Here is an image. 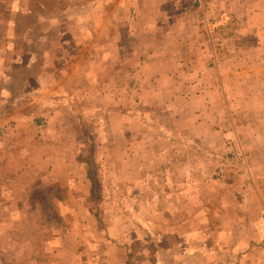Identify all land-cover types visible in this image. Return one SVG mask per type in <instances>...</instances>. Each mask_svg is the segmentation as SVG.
<instances>
[{
	"label": "rangeland",
	"instance_id": "rangeland-1",
	"mask_svg": "<svg viewBox=\"0 0 264 264\" xmlns=\"http://www.w3.org/2000/svg\"><path fill=\"white\" fill-rule=\"evenodd\" d=\"M205 4L206 8L203 0H0V48L14 51H0V147L14 158L20 151L28 152L27 161L18 162L16 181L0 182L6 189L28 188L20 193L23 205L6 233L11 240L3 244L4 264L49 260L62 264V254L55 251L56 238L62 243L59 248L64 246L69 253L66 261L79 264L88 255L97 259L107 240L134 231L133 225L142 223L138 218L145 213L152 223L149 228L158 233L146 198L161 181L155 175L169 167L175 175L169 176L167 185L185 189L189 182L197 191L196 211L184 207L170 218L181 223L174 228L179 235L193 229L197 240L164 242V247L174 246L171 255L181 257L190 248L194 255L201 254L191 259L193 264H208L203 252L210 250L211 257L222 256V264H233L234 254L220 252L228 245L222 242L229 237L226 227L237 236H251L256 229L264 237V205L256 212L241 206L250 200L241 193L253 189V174L262 183L264 200V146L249 145L252 139L231 129L230 112L244 118L234 108L232 93L242 85L232 79L236 73L226 74L236 69L257 74V64L250 59L256 55L252 47L258 35L243 16L241 0ZM14 53L21 54L20 59ZM243 60L248 63L243 65ZM36 73H41V80L32 78ZM221 77L227 94L221 93ZM202 89L222 108L208 115L209 122L224 113L223 120L230 124L231 134L221 144L215 133L185 134L175 123L177 118L189 130L184 112L177 114L186 102L180 94ZM33 93H40L42 105L53 110L46 123L51 131L42 127L37 132L49 141L42 147H13L14 108L31 102L27 106L31 109L41 103ZM142 93L148 98L146 104L141 102ZM247 131L251 133V128ZM239 150L245 162L237 157ZM160 154L167 157L166 167ZM143 169L149 172L142 178L145 184L138 177L132 182ZM65 196L70 205L83 199L85 231L62 225L65 213L68 221L74 215L60 209ZM3 198L5 203L7 197ZM241 211L248 215V224L233 225ZM0 214L5 220L11 218L6 210L0 209ZM185 215L195 219L194 227L182 224ZM257 219L260 227L255 225ZM85 234L93 248L80 241ZM243 244L239 243V250L235 242L231 247V252L243 251L237 264H264V240ZM168 260L164 264H180Z\"/></svg>",
	"mask_w": 264,
	"mask_h": 264
},
{
	"label": "crops",
	"instance_id": "crops-1",
	"mask_svg": "<svg viewBox=\"0 0 264 264\" xmlns=\"http://www.w3.org/2000/svg\"><path fill=\"white\" fill-rule=\"evenodd\" d=\"M177 2H181L182 0H176ZM184 1V0H183ZM190 2H196V0H185ZM208 1L212 0H203L204 7L206 8V4ZM223 1V0H219ZM244 2V8L242 9L243 16H245L247 24L253 28L256 29L257 39L253 45V49L256 51L255 57H251L250 61L257 64V74L249 75V70L244 71V73H241L242 71L239 69H236L235 71H226V74L229 73H236L232 75V79H234V82L236 84V87H240L238 89H234L232 93H234V99H235V105L234 108L236 111L241 110V112H238L239 115L244 117L243 119H238L234 117V113L230 112L232 115V126L231 129L233 131L239 132L240 136H242L244 139H252L250 140L249 145L253 144H263L259 147L264 146V0H241ZM179 9V6L177 7ZM181 15V14H180ZM182 16V15H181ZM2 40V39H1ZM4 40V39H3ZM11 45V43H10ZM3 46V43H2ZM10 48V47H9ZM0 48L1 53H4L6 50L13 54L14 51L12 49ZM16 56L19 55V59L21 57V54H16ZM35 61V60H34ZM33 61V62H34ZM248 62L246 60H243V65H246ZM46 67V66H45ZM34 80H41V73L39 74H33L32 75ZM241 80V82H240ZM223 79L221 77L220 82V89L221 93H229V91L225 88H223ZM46 94V93H43ZM52 95L54 93H51ZM184 96L182 97V95ZM33 95H38L35 98H39L41 102V94L40 93H33ZM208 93H203V89L200 91V93H181V98H186V102L183 104L184 106H180L177 109V114L183 113L182 115L184 117H187L189 119V130L182 126V124L179 123L178 119H175V123L178 124L177 128L182 130L185 134L189 132L193 133L196 131H200L203 133V131L208 133H215V135H218L220 144L223 142L222 139H225L230 133V127L227 121L223 120L224 113L220 114V117L215 116L214 122H209L208 115L214 112H218L222 108H218L210 99H208ZM227 96V95H226ZM146 93L141 94V102L146 104L147 101ZM53 101V100H52ZM45 102V100H44ZM184 102V101H183ZM194 103H199V107L195 106ZM31 102H29L27 105H20L14 108V116L12 118L15 119L14 122V131H15V141H13L12 146L17 147L19 144L21 146H34L36 144H39L41 147L44 143H46L48 140L45 139L43 135H40L37 132L42 131V127L46 131V129L51 131L53 127H48L46 124L48 120H50V117L53 115L52 111L46 109L41 103L35 104L31 109L27 107ZM53 104V102H51ZM40 105V106H39ZM35 107H37V110H35ZM227 108H230V106H227ZM179 112V113H178ZM180 119V118H179ZM240 121L242 125L240 124ZM251 123V124H250ZM251 128V133H249L247 130ZM195 136V133H193ZM253 136V137H252ZM19 139V141H17ZM257 140V141H253ZM258 140H261L259 142ZM0 146H2L0 144ZM3 148L0 147V182L3 181H10L11 183L15 182L17 178V170L21 169V167H18V162L21 163L22 161H27L25 157H27V153L25 151H20L17 156L14 158L13 153L9 152H3ZM41 154V153H40ZM42 157V156H41ZM166 156L164 154L159 155L160 162H164L162 167H166ZM189 167V166H188ZM10 172V173H9ZM159 172V171H158ZM149 172L146 169H143L138 172L137 175L133 176L134 178L131 179L132 182L136 181L137 177L141 179L140 181L145 184V181L142 180L144 177H148ZM169 174V175H168ZM186 174H190V170H187ZM175 175V169L173 167H169V170L167 168H162L160 170V175L158 173L155 175L157 178L160 177L161 181L158 183V188H156L153 192H151L150 196L146 198V207L152 208L153 211V219H154V225L158 227L156 229L158 233H155L151 228H149V224H152L148 215L145 213V216H141L138 219H141L143 222L139 224H134V231L130 230L127 232H123L122 234H119L116 239L111 238L110 240H107V247L105 249V252L101 253L97 259L94 257H91V255L86 256L81 260V262H78L79 264H164L165 260L171 259L173 263H182V264H193L191 262V259L199 258L201 254H195L194 251H192L190 248L187 250V253H185L183 256L179 257L176 255H171V251L173 248L169 245L168 247H171V250L168 249V247H164V242H173L176 241V243H193L195 240H197V237L193 236V229L191 231L187 229V232L185 234L179 235L177 231L174 229L175 227H179L181 223H179L176 219H170L171 215L178 216L179 210H183L184 207L187 209L188 212L196 211L195 204L193 203L196 200L195 195H197L196 188H192V185H190L189 182H186L188 185L187 187L178 189L174 187L171 184L170 186L167 185V181H170V177L174 178ZM170 176V177H169ZM252 178V188L249 189L247 187L246 190H243V193L241 195H245L243 198L250 197V200H247L245 203H243L241 206L244 208V210H251L253 212H256L258 210V207L260 205H264V200L261 197V191L262 183L259 182L258 178L253 174ZM25 186H15L13 188H3L0 187V209L6 210L8 212H11V218L10 219H3L2 214H0V255L3 250V244L7 240H11V237L6 234L8 233V230L13 227L16 220L13 219V215L15 214V211L20 209L23 205L22 203V197L21 194L22 190ZM28 188L25 187V190ZM141 189V187H140ZM184 189V191H183ZM91 193V190L89 191V194ZM247 194V195H246ZM3 196L7 197V201L3 202ZM194 199V200H193ZM151 200V201H149ZM190 205V206H189ZM189 206V207H188ZM191 207V210H190ZM84 208V202L83 199L75 203V205H70L67 201L66 196L64 197L63 202L60 205V209L63 211L72 210L73 214L71 215V221H68V218L66 217L67 214L65 213V217L63 218L62 225H65L66 227H69V225H73L75 227V230L79 229L81 231H85V229L88 228L85 217L83 214H81V209ZM76 210V211H74ZM14 211V212H13ZM88 211V210H87ZM140 211H142L141 205H140ZM90 212V211H89ZM144 212V211H142ZM243 212V216H242ZM86 218L90 219V213H87ZM248 215L241 211V217L239 219V222L237 221L233 225H239L240 223L248 224ZM74 219V221H73ZM243 219V220H242ZM84 220V221H83ZM95 222L94 218L92 220ZM187 225L188 227H194L196 221L195 219H191L190 216H184L182 224ZM255 225L257 227L261 226V221L257 219L255 222ZM87 227V228H86ZM94 226H91V228ZM167 227V228H166ZM161 228V229H160ZM166 228V229H165ZM165 229V230H164ZM148 230V232H147ZM254 228L251 230L253 231ZM225 231H227L229 237H225V239H222V242H225L226 245H228L224 248L225 250H219L221 252V255L224 254V252L229 253V255L234 254L235 261H233V264L238 263V256H243V251H233L231 252L232 244L234 246L235 242V250H239L240 246L239 243L242 242L246 244L247 242L254 243L259 242V240H264V237H261V233H259L256 229L252 235H246L244 236H237L232 231H229V228H225ZM87 234V233H86ZM83 235L80 238L81 242H88L90 247L93 248L94 243L91 241V239L87 235ZM250 236V237H249ZM200 238H204L206 240L207 237L205 235L200 234ZM57 243H59L56 247L57 254H62L61 256V263L62 264H72V261H66L69 257V253L67 250H65L63 246V250L59 248V246L62 245L60 243L59 238ZM228 241H231L230 244ZM243 244V245H244ZM87 245V244H86ZM178 245V244H177ZM231 245V246H230ZM188 247V246H187ZM222 248V247H221ZM229 248V249H228ZM55 251L54 254H55ZM59 251H62L59 253ZM65 251V252H64ZM210 251V250H209ZM206 251L203 252L205 256L204 262L211 264L210 262H219L220 264L223 263L222 256L216 257L213 255L212 257L209 255L210 252ZM217 251V249H216ZM190 252H193V255H190ZM83 252H80L79 255L75 254V260L81 256ZM210 257V258H207ZM181 258V259H180ZM219 258V260H218ZM93 259V260H92ZM69 260V259H68ZM74 260V259H72ZM169 261V260H168ZM0 264H4L0 258ZM44 264H52V260H49L47 262H44ZM55 264V263H54ZM242 264V263H240Z\"/></svg>",
	"mask_w": 264,
	"mask_h": 264
},
{
	"label": "built area",
	"instance_id": "built-area-1",
	"mask_svg": "<svg viewBox=\"0 0 264 264\" xmlns=\"http://www.w3.org/2000/svg\"><path fill=\"white\" fill-rule=\"evenodd\" d=\"M237 157L241 160V161H244L245 162V160H246V156H245V154L242 152V151H237ZM218 174H222V172H219Z\"/></svg>",
	"mask_w": 264,
	"mask_h": 264
}]
</instances>
